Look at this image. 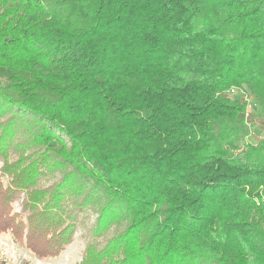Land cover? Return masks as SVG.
Returning a JSON list of instances; mask_svg holds the SVG:
<instances>
[{"label":"trees","instance_id":"trees-1","mask_svg":"<svg viewBox=\"0 0 264 264\" xmlns=\"http://www.w3.org/2000/svg\"><path fill=\"white\" fill-rule=\"evenodd\" d=\"M0 159L39 256L264 264V0H0Z\"/></svg>","mask_w":264,"mask_h":264},{"label":"rangeland","instance_id":"rangeland-1","mask_svg":"<svg viewBox=\"0 0 264 264\" xmlns=\"http://www.w3.org/2000/svg\"><path fill=\"white\" fill-rule=\"evenodd\" d=\"M258 132L256 129L251 128V133L248 136L250 141L255 142L258 137ZM14 158V156H12ZM11 160V158H9ZM4 160L0 159V169H11V165H5ZM1 173V172H0ZM22 176H18L16 183H20L19 179ZM8 177H0V192L2 191V186L5 187L8 184ZM24 192L20 193L19 196L12 202V211L23 213V200ZM2 200V195L0 194V202ZM66 209H69L68 204L64 205ZM63 215L66 213L62 207ZM96 212H88L83 220L84 226H80L76 232H74V237L69 244L57 255L54 256H39L34 253L33 250L29 249L26 245L25 235L23 240H19L14 237L10 231L0 230V261L5 260L13 264H79L82 258L83 251L87 247L88 238L87 234L91 232L92 226L98 218ZM114 226L111 225L108 229L107 234L113 232ZM106 235V233H104Z\"/></svg>","mask_w":264,"mask_h":264}]
</instances>
